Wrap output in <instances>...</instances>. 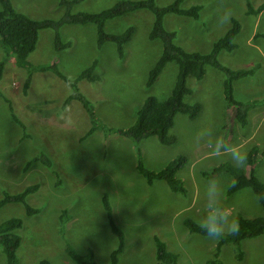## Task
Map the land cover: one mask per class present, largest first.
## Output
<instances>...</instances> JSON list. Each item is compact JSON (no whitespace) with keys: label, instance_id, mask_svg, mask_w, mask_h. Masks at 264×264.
I'll return each mask as SVG.
<instances>
[{"label":"rangeland","instance_id":"1","mask_svg":"<svg viewBox=\"0 0 264 264\" xmlns=\"http://www.w3.org/2000/svg\"><path fill=\"white\" fill-rule=\"evenodd\" d=\"M119 1L83 0L73 4L71 12H99ZM172 1L155 0L160 6ZM11 2L15 10L33 19H58L66 9L59 0ZM249 2L257 8L264 0ZM194 4L201 6L198 19L169 13L164 16V27L175 32L174 42L184 50L206 53L230 28L232 18L237 19L241 28L234 39L236 48L222 50L218 60L233 70H251L233 82L234 98L251 103V107L244 125L233 118L223 94L225 73L206 65L202 79L187 78L191 92L184 97L188 104L200 103V113L193 119L176 115L169 130L176 142L170 145L160 143L156 136L135 144L115 131L133 124L146 96L164 99L176 81L177 64L170 61L154 83L146 86L149 71L162 52L161 41L149 38L153 14L148 9L106 21L108 33L120 34L133 27L122 55L115 42L107 41L98 48L92 23L63 25L61 38L70 45L60 51L54 48L51 29L39 31L36 47L27 57L35 66L55 62L66 77L73 79L97 59L94 71L100 79L77 83L90 103L95 122L79 100H68L72 88L49 68L34 69L23 91L26 69L16 65L14 56L0 42V62H4L0 78V198L4 193L15 194L39 184L25 201L37 209L36 213L27 214L20 202L0 208V223L12 217L22 220L16 229L21 236L18 264H39L41 259L51 264H78L67 247L87 259L92 256L97 264H109L118 240L108 223L103 194L108 196L115 224L124 233L118 264H156L157 239L176 254V264H264V232L242 241L244 256L238 260L232 243L224 244L215 257L218 240L190 232L184 223L186 219L197 223L204 214L205 186L212 178L222 182L224 205L235 218L264 215L258 196L250 188L227 192L233 176L226 166H234L228 152L214 153L211 141L198 135L211 129L212 139L222 137L229 149L238 146L247 154L252 152L253 166L245 164L242 168L264 182V12L247 14V0H181L180 6ZM226 10L231 11L232 18L222 23L220 17ZM31 113L43 117L44 113L47 123L29 125ZM93 123L95 129L88 134ZM137 149L151 170L185 156L177 175L186 192L171 191L163 180L147 183L135 169ZM39 154L47 155L51 166L34 161L25 169L26 163ZM0 264H6L1 246Z\"/></svg>","mask_w":264,"mask_h":264},{"label":"trees","instance_id":"2","mask_svg":"<svg viewBox=\"0 0 264 264\" xmlns=\"http://www.w3.org/2000/svg\"><path fill=\"white\" fill-rule=\"evenodd\" d=\"M81 1L83 0H59V4L64 5L66 9L63 15L58 19H33L22 12L15 10L11 0H0V42L4 49L7 52H11L14 56L16 65L26 69L25 74L27 78L23 85V91H26L31 78V73L34 69L45 70L49 68L72 88V93L69 95L68 100H79L87 112H89L92 121H97L96 116L90 107V103L79 91L77 86L78 81L81 79L89 81L100 79V76L94 71L97 67V59L93 60V62L87 68L82 70L77 77L70 79L57 68L55 62L50 65L35 66L27 60V57L36 47L40 30L51 29L53 31L54 48L55 50L60 51L70 45V42L62 40L60 33L61 27L65 24L88 23L95 25L98 48L102 47L107 41L115 42L118 53L122 55L123 46L130 40L133 33V27H128L120 34L108 33L105 30L106 21L128 12L139 9H148L153 14V23L149 31V38L159 39L161 41L162 52L149 71L146 86L149 87L154 83L162 69L170 61H174L177 64L178 70L176 81L170 94L166 98L159 99L154 95L146 96L136 110V117L133 124L126 128H116L115 131L125 138L131 139L135 144H138L141 140L150 136H156L158 141L164 145L174 144L176 142V137L170 134L169 130L174 124L176 115L182 113L193 119L199 115L201 110L200 103L188 104L184 101V97L191 92V89L187 85V78L192 76L198 80L202 79L205 75L206 65H211L225 73V80L223 81L224 99L227 105L231 108L232 117L238 119L242 125L246 123L251 103H244L234 98L233 82L234 80L249 74L251 70H233L224 66L218 60L219 52L222 50L232 51L236 48L234 39L241 28L237 19L232 18L230 28L223 36L214 42L209 52H188L174 42L175 32L167 30L164 27V16L172 13L198 19L201 9V6L198 4L183 8L180 6L181 0H173L165 6L157 5L155 0H122L99 12H71V6ZM263 9L264 3L258 8H254L249 0H247L248 13L257 14ZM262 35L264 37V34ZM3 66L4 62H0V78ZM12 116L16 119L14 113ZM21 126L24 127L23 123H21ZM94 129L95 123H93V126L88 130V134ZM137 152L139 157L136 169L146 179L147 183L152 184L155 180H163L171 191L180 193L186 192L182 180L177 175V172L186 162L185 156L180 155L172 159L159 170H151L144 165L141 151L137 149ZM261 154L264 155V149L261 151ZM251 155H253L252 152L247 154L246 165L252 167L254 162L251 160ZM34 161H40L48 167L51 166V159L45 154H39L26 163L25 169ZM226 169L233 176V182L228 187L227 192L232 193L248 187L258 196L259 202L264 210V182L259 180L252 172L248 174L242 167L227 165ZM38 188L39 184L35 183L26 186L20 192L15 194L4 193L3 197L0 198V208L10 202H20L25 204L26 197L37 191ZM102 204L111 231L116 235L118 240L117 246L110 253L109 264H118L119 254L124 248V233L122 229L115 224L112 208L106 194H103L102 196ZM25 210L27 214L37 212L36 208L27 204H25ZM236 219L239 222L238 232L235 235H226L218 240L214 252L215 257L219 255L220 249L224 244L232 243L236 258L242 260L244 256L242 241L246 238L259 236L264 232V215L253 218L237 215ZM184 223L190 232L205 235V233L199 228L198 224L193 220L186 219L184 220ZM21 226L22 220L17 217L9 218L0 223V246L4 251L6 264H18L16 252L21 243V236L16 232V229ZM156 248V264H176V254L168 251L165 244L159 239L156 240ZM66 251L71 259L78 264H97L92 259V256H90V259H87L86 256L76 253L70 247H67ZM39 264L51 263L47 259H41Z\"/></svg>","mask_w":264,"mask_h":264},{"label":"clouds","instance_id":"3","mask_svg":"<svg viewBox=\"0 0 264 264\" xmlns=\"http://www.w3.org/2000/svg\"><path fill=\"white\" fill-rule=\"evenodd\" d=\"M231 11L226 10L220 17L222 23L230 22ZM202 138L211 141L214 153L227 151L234 166L243 167L247 162V153L238 146L230 149L224 145L223 139L216 136L212 139L211 129L202 130L198 133ZM225 188L217 178L210 179L205 186V212L197 221L199 228L210 240L216 241L226 235H235L239 230L238 220L231 214L230 210L224 205L223 196Z\"/></svg>","mask_w":264,"mask_h":264},{"label":"crops","instance_id":"4","mask_svg":"<svg viewBox=\"0 0 264 264\" xmlns=\"http://www.w3.org/2000/svg\"><path fill=\"white\" fill-rule=\"evenodd\" d=\"M259 7V6H258ZM257 7V8H258ZM262 12H264V9L263 10H261L259 13H257L258 15L259 14H261ZM246 13L247 14H253V13H248L247 12V9H246ZM38 41V40H37ZM43 115H44V117L42 116V115H38L37 113H31V116L29 117V125H32V124H34V125H36V124H45V123H47V119H48V117L44 114V113H42ZM43 117V118H42ZM160 157L161 156H163L162 154H160L159 155ZM155 158H157L158 159V156H156ZM145 165V164H144ZM135 169H136V166H135Z\"/></svg>","mask_w":264,"mask_h":264}]
</instances>
